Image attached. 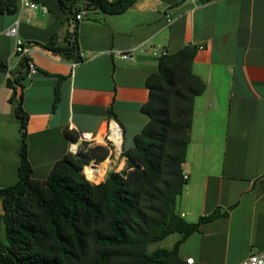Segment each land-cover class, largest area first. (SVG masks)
Masks as SVG:
<instances>
[{"label":"crops","instance_id":"obj_1","mask_svg":"<svg viewBox=\"0 0 264 264\" xmlns=\"http://www.w3.org/2000/svg\"><path fill=\"white\" fill-rule=\"evenodd\" d=\"M42 2L48 14L30 11L22 0L17 10L0 12V187L19 180L18 102L29 116L33 177L45 181L81 133L101 134L111 120L121 125L125 147H133L149 122L142 112L150 97L146 81L159 68L149 48L175 54L193 45L199 48L193 71L206 91L195 101L183 167L188 182L176 213L190 223L221 215L183 242L179 255L195 264H241L264 252V0H138L123 14L85 10L76 21L84 55L77 66L74 58L42 46L54 35L57 46H65L75 24L59 0ZM16 24L18 39L32 44L27 59L36 73L22 67L15 53L16 39L8 31ZM130 50L135 62L115 57ZM126 165L124 158L113 170L121 172Z\"/></svg>","mask_w":264,"mask_h":264},{"label":"trees","instance_id":"obj_2","mask_svg":"<svg viewBox=\"0 0 264 264\" xmlns=\"http://www.w3.org/2000/svg\"><path fill=\"white\" fill-rule=\"evenodd\" d=\"M137 1L59 0L75 24L65 46H57V35L42 46L81 61L76 22L80 11L123 14ZM15 10L17 0H0L1 13ZM198 49L188 45L159 59L158 71L147 78L150 97L142 106L149 122L136 135L135 145L124 148L126 168L112 170L98 184L83 172L92 161L105 162L109 150L89 144L77 155L68 153L58 160L47 180L35 179L27 143L29 116L21 103L16 104L22 136L19 180L0 190V232L3 228L6 239V244L0 243V264H188L179 255L181 244L221 215L216 212L190 223L176 213L188 182L183 167L195 101L206 91L193 71ZM21 65L25 68L27 59ZM15 100L14 90L10 102ZM176 233L182 238L172 250L148 252L149 244Z\"/></svg>","mask_w":264,"mask_h":264},{"label":"built area","instance_id":"obj_3","mask_svg":"<svg viewBox=\"0 0 264 264\" xmlns=\"http://www.w3.org/2000/svg\"><path fill=\"white\" fill-rule=\"evenodd\" d=\"M214 1H219V0H185V2L197 3V4H204ZM22 5L32 12L41 11L44 14H48L49 12L48 7L42 2V0H22ZM85 13H86L85 9H82L76 17L77 20L81 21L84 18ZM168 22L171 23L172 19H169ZM8 35L16 39L15 53L19 57V59L22 61L24 59H27V55L29 53V46L32 44L26 43L18 39L17 24L9 29ZM148 51L150 55L156 59H160L161 57L169 55L168 50L160 49L156 47H151L149 48ZM80 57L83 60L84 55L80 54ZM115 57L123 61L135 62L137 60L135 50L116 52ZM79 63L80 61L75 63L74 66H77ZM27 67L31 73L37 72V68L35 64L29 59H27ZM84 144H89L90 146H103L109 150V156L106 160V162H108L106 173L108 172L109 169L113 170L114 168L118 167L120 161L125 158L124 132L121 125L115 120L109 121L105 130L101 134L81 133L78 141L71 144L70 152L74 155H77L82 150ZM94 163L96 162L92 161L87 166H91ZM84 175L87 177L85 173ZM185 178L187 179V176H185ZM186 262L188 264H195V260L193 258L187 259ZM241 264H264V252L251 255Z\"/></svg>","mask_w":264,"mask_h":264},{"label":"rangeland","instance_id":"obj_4","mask_svg":"<svg viewBox=\"0 0 264 264\" xmlns=\"http://www.w3.org/2000/svg\"><path fill=\"white\" fill-rule=\"evenodd\" d=\"M101 181H103V180H100L98 182L92 181V183L98 184ZM178 237H179V234H172V235H170L169 237H167L163 241L153 242V243L149 244L148 252L149 253H153L157 249L172 250L175 247V244H176V241H177ZM0 243L6 244L5 233H4V229L3 228H2V230L0 232Z\"/></svg>","mask_w":264,"mask_h":264},{"label":"bare ground","instance_id":"obj_5","mask_svg":"<svg viewBox=\"0 0 264 264\" xmlns=\"http://www.w3.org/2000/svg\"><path fill=\"white\" fill-rule=\"evenodd\" d=\"M108 167V162L97 164L94 163L91 166L87 167L84 170V173L87 175L90 181H99L106 176V170Z\"/></svg>","mask_w":264,"mask_h":264},{"label":"water","instance_id":"obj_6","mask_svg":"<svg viewBox=\"0 0 264 264\" xmlns=\"http://www.w3.org/2000/svg\"><path fill=\"white\" fill-rule=\"evenodd\" d=\"M94 10H96V9H94Z\"/></svg>","mask_w":264,"mask_h":264}]
</instances>
